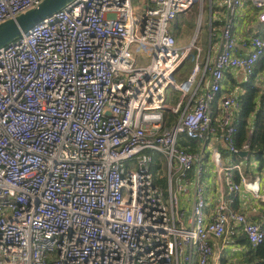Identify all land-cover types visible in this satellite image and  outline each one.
<instances>
[{"label": "built area", "instance_id": "2783aa9c", "mask_svg": "<svg viewBox=\"0 0 264 264\" xmlns=\"http://www.w3.org/2000/svg\"><path fill=\"white\" fill-rule=\"evenodd\" d=\"M43 1L0 0V24ZM201 1L75 0L0 49V264H195L196 257L209 264L212 240L239 231L254 248L264 242V225L232 209L242 192L264 200L260 179L246 176L243 163L225 168L215 149L227 194L209 215L205 155L180 145L187 138L207 146L217 132L212 105L226 72L264 91L256 71L264 37L238 42L234 33L244 2L264 23V0L224 1L219 51L204 66L199 33L180 45L171 32ZM192 52L191 73L177 81ZM169 91L182 97L176 106ZM240 111L238 96L221 100V139L235 156L251 150L235 142ZM167 112L179 116L170 127ZM152 152L166 158L168 201ZM192 171L185 221L180 198L188 190L183 183L175 190L173 179Z\"/></svg>", "mask_w": 264, "mask_h": 264}, {"label": "crops", "instance_id": "0c3cea01", "mask_svg": "<svg viewBox=\"0 0 264 264\" xmlns=\"http://www.w3.org/2000/svg\"><path fill=\"white\" fill-rule=\"evenodd\" d=\"M213 1L210 0V9L213 7ZM224 1V0H223ZM217 7H223L225 6V2L215 1ZM223 13L221 14V17L219 20L216 21L215 26H219L220 30L224 23V18L226 15V9L223 7ZM188 14L180 15L181 16H187ZM179 17L173 22L172 28L175 27L176 29V35L178 33V28L175 26V23H177ZM259 17V11L248 2H244V5L237 11L236 20H235V28L234 33L236 36V39L238 42H241L245 39H249L252 36H261L264 37V23H261L258 19ZM205 19V17H204ZM214 20L213 18H210L208 26L210 27V37L209 42L210 46L213 44V34L212 30L215 31L213 28ZM220 34V33H219ZM219 34L216 36V41L214 44L215 52L213 53V56L210 58L208 57L207 60L213 61L219 51L220 47V36ZM176 38V35L173 34ZM200 44V42H199ZM216 45V46H215ZM201 48V47H200ZM206 60V61H207ZM204 59L201 60V63L206 62ZM195 63V61H194ZM261 63V64H260ZM256 66L257 74L264 80V63L260 62ZM185 65V64H184ZM182 66L180 69V72L184 69L185 66ZM194 66V65H193ZM183 70L182 73L179 72V77H182V80L186 79L189 74L191 73V68L188 67ZM208 76H206V79ZM242 76L240 73H236L234 70H230L226 72L224 80H223V88L221 95L219 96L218 100L212 105V109L214 112V126L217 129V132L213 135L211 141L207 146L201 144V142L197 141V144L195 147H192L188 145L189 139L187 138H181L180 139V145L184 148H186L188 151L193 153H199L203 152L205 155L204 162H203V172L200 177L202 185L204 187V193L206 200L208 202V208L207 213L209 215H212L214 212L215 207L226 197L227 194V188H226V180H225V173L219 172L216 164L213 161V152L215 149H219L222 153V162L225 168H229L231 165L236 163H243L242 167L244 170V173L246 176H248L251 179L259 178L261 181V194L264 196V164H260L259 161H257L255 158H249L250 154L246 158L240 157V161L236 162L233 159V156L226 152L224 149L222 139H221V131L219 129L220 124V118L222 115L221 112V100L226 95H236L239 97L240 104L242 102V97L245 95V88L244 84L241 83ZM204 93V89L201 88L196 97H201ZM168 98H169V105L176 106L179 102H181L182 97L179 93L174 91L168 92ZM185 106V102L184 105ZM234 110V109H233ZM235 111V110H234ZM171 114V115H170ZM238 115V114H237ZM179 116H176L170 112H167L166 114V125L168 127L173 126L177 118ZM236 121L238 122L237 118L235 117ZM253 127V126H251ZM192 141V140H191ZM193 150V151H191ZM154 158V164L152 167V172L155 177L156 185H158L159 180H168L169 182V176H168V170L166 166V158L162 153L159 152H152L151 153ZM158 155L159 157L158 159ZM211 156V161L215 167L213 168V165L208 163L207 158ZM238 176L240 180V176L238 174H235V177ZM234 177V179H235ZM196 179V174L194 171L190 172L188 175V179L180 180L178 177H174L173 179V185L174 189L176 190L177 187L183 183L184 186L187 188L188 193L185 194L180 198V212L185 214V221H188L191 218V209H192V186L193 181ZM160 187V186H159ZM216 192L214 193V191ZM232 209L236 213H243L246 215V217L249 219V221H252L253 223L264 225V200L257 201L252 197L251 194L242 192L240 193L236 198L235 202L232 206ZM212 247L214 249V255L211 257L209 264H256L257 261L251 262V258L253 257V249L247 239V237L242 232H236V236L226 237L225 239L221 240H212ZM195 264L198 262V258L196 257L194 260Z\"/></svg>", "mask_w": 264, "mask_h": 264}, {"label": "trees", "instance_id": "16d2710c", "mask_svg": "<svg viewBox=\"0 0 264 264\" xmlns=\"http://www.w3.org/2000/svg\"><path fill=\"white\" fill-rule=\"evenodd\" d=\"M244 88L246 92L242 97L241 111L237 118L238 132L235 136V142L238 148H242L245 143L250 142L249 158L253 157L260 164H264V91L254 82L244 85ZM189 142L187 144L192 147L197 144V141L189 140ZM233 159L236 162L240 161L239 156H233ZM235 181H239L238 176L235 177ZM252 249L251 262L257 261L256 264H264V242L255 248L252 247Z\"/></svg>", "mask_w": 264, "mask_h": 264}, {"label": "rangeland", "instance_id": "374dc122", "mask_svg": "<svg viewBox=\"0 0 264 264\" xmlns=\"http://www.w3.org/2000/svg\"><path fill=\"white\" fill-rule=\"evenodd\" d=\"M139 1L140 0H132L133 5L136 7ZM215 1L224 2L225 0L224 1L214 0L212 9H210V0H202L198 5L195 6V8L187 16L179 17L177 23H175V26L179 30L177 35H176L175 27L171 30V32L176 35V39L178 40L180 45H187V44L192 43L195 40L197 34L199 33V38H200L199 46L202 49L201 60L204 59L205 61L208 59L209 56L211 58L213 56V53L215 52V49H214V44L216 41V36L214 37L215 32H216V35L220 33L219 26H215L216 25L215 20H219L220 18H222L221 14H224L223 13L224 6L217 7ZM202 15L205 17V19L203 20H202ZM210 18H213L214 20L213 28L215 29V31L212 30V34H213L212 46H210V42H209L210 27L208 26V24H209ZM196 55H197V52H192V54L186 61L184 65L185 67L183 70L187 68L186 66L193 68V65L195 64L194 61H195ZM202 64L203 66L205 65V63H202ZM183 70L180 73H182ZM176 79L177 81H181L182 77L180 78L178 74ZM186 103H188V101H186ZM183 111L184 109L182 110V112ZM165 118H166V114H165ZM159 157L161 156L158 155V159ZM207 161H209L208 163L211 162V164L213 165L210 155L207 158ZM213 168L215 169L214 165H213ZM157 183L163 189L165 193V198L168 201L169 196H170V190H171L168 180L166 179L159 180ZM215 192L216 190L214 191V193Z\"/></svg>", "mask_w": 264, "mask_h": 264}, {"label": "water", "instance_id": "95a60500", "mask_svg": "<svg viewBox=\"0 0 264 264\" xmlns=\"http://www.w3.org/2000/svg\"><path fill=\"white\" fill-rule=\"evenodd\" d=\"M75 0H44L37 7L0 24V49L28 34L31 29L42 23L46 18L63 10ZM249 154L243 152L240 156L246 158Z\"/></svg>", "mask_w": 264, "mask_h": 264}, {"label": "bare ground", "instance_id": "6f19581e", "mask_svg": "<svg viewBox=\"0 0 264 264\" xmlns=\"http://www.w3.org/2000/svg\"><path fill=\"white\" fill-rule=\"evenodd\" d=\"M14 20V19H13Z\"/></svg>", "mask_w": 264, "mask_h": 264}]
</instances>
